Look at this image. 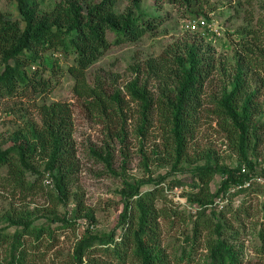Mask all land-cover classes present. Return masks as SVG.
I'll return each mask as SVG.
<instances>
[{
    "label": "trees",
    "instance_id": "16d2710c",
    "mask_svg": "<svg viewBox=\"0 0 264 264\" xmlns=\"http://www.w3.org/2000/svg\"><path fill=\"white\" fill-rule=\"evenodd\" d=\"M10 1L9 11L0 10V106L3 99L16 95L46 96L52 87L50 73H56L61 58L71 61L66 69L75 79L74 93L86 115L105 129V146L102 150L91 148L93 156L113 169L116 142L129 147L135 134L142 145L143 160L148 162L144 142L158 122L163 129V149L157 144L153 153L172 164L171 171L158 179L125 180L115 227L110 231L87 229L66 264H114L97 260L95 254L99 252L114 257L117 264H262L264 200L260 188L264 186L253 182L231 192L246 179L264 175V166L258 168L248 154L252 141L255 149L264 143V121L259 124L256 120L257 115L264 120V104L258 99L260 89H252L246 77L245 57L239 54L234 73L227 75L214 48L205 46L191 32L158 56L135 58L122 72L100 68L89 80V70L113 44L136 43L157 35L167 17L144 8L142 0ZM154 1L193 12V20L205 18L210 22L202 6L197 8L198 0ZM123 2L127 5L121 8ZM201 31L212 33H195ZM220 74L224 82L215 92ZM133 102L139 114L134 133L130 131L135 116L131 113ZM38 112L41 127L29 125L9 137L2 133L0 117V181L20 193L36 192L46 181L54 186L57 203L67 205L70 187L81 168L72 103L46 100L38 105ZM210 116H215L220 131L237 147L242 159L238 165L220 164L213 147L197 149L195 139L204 118ZM191 147L201 153H196V160L185 171L182 162L190 160ZM38 153L42 163L36 164ZM124 156L126 166L128 156ZM204 159L206 162L200 164ZM244 164L247 173H242ZM181 172L198 179L193 190L184 194L189 211L166 205L165 181L170 174ZM218 174L222 179L214 191L211 184ZM146 184L155 187L142 191ZM181 184L177 180L169 187ZM228 193L230 201L225 208L213 205ZM240 195L243 198L237 204L235 198ZM160 201L165 205L159 206ZM38 212L0 216V223H6L0 226V247L6 246L5 261L0 264H37L54 247L53 225L73 224L67 217L69 212L63 216L54 211ZM84 216L91 222L95 219L92 212ZM41 218L46 221L36 224ZM179 219L186 223L182 238L167 240L166 223L173 228ZM249 252L259 261L251 260Z\"/></svg>",
    "mask_w": 264,
    "mask_h": 264
},
{
    "label": "rangeland",
    "instance_id": "374dc122",
    "mask_svg": "<svg viewBox=\"0 0 264 264\" xmlns=\"http://www.w3.org/2000/svg\"><path fill=\"white\" fill-rule=\"evenodd\" d=\"M197 8L207 13L212 26L220 31V35L215 36V32H192L187 30V24L193 21V12H187L184 8L167 3H156L154 0H142V6L151 9L154 13L167 17L160 32L154 36H146L136 43H123L120 45L113 44L105 55L89 70V80H92L96 70L105 68L113 72H122L128 64L135 58H148L158 56L165 48L179 41L191 32L194 33L206 45H211L218 58L221 61L227 75L234 73L236 68L237 57H245L246 77L252 89H260L258 99L264 104V0H198ZM127 5L123 2L122 7ZM12 8L10 0H0V10L9 11ZM71 63V61H68ZM64 59L60 60V67L56 73H50L52 77L51 91L46 96L28 94L26 96L16 95L11 98L2 100L0 108V117L2 121V133L5 137L17 129H26L29 125L41 127V116L38 112V105L43 101H67L72 103L74 111V140L76 143L77 154L81 168L74 178L70 187L71 195L67 205L59 204L53 196V185L43 182V187L32 193L13 192V189L7 187L0 181V216L7 213L16 214L17 212H26L27 210L45 213L54 211L57 215L67 217L73 222L70 226L56 223L55 237L53 240L54 247L47 252L46 246L43 251L47 252L43 258L37 261V264H66L70 259L76 242L82 238L87 229L99 231H110L115 227L118 221L119 212L122 209L120 202V191L126 187L124 181L140 182L141 180L153 177L158 179L160 176L168 174L171 171V163L165 159L159 160L158 156L153 153V149L160 145L163 149V129L160 123L156 122L151 129V133L144 142V152L149 156V161L145 162L142 156V145L132 134L129 140V147L116 142L114 147L113 165L110 169L104 161L99 160L91 153V148L102 150L106 142L104 125L96 119L89 118L81 101L78 100L74 93L75 79L67 71V64ZM49 74V73H48ZM220 84H219V83ZM224 82L223 75L220 74L215 84V92L221 88ZM219 87V88H218ZM218 89V90H217ZM211 92V90H210ZM213 106V103H212ZM131 113L135 114L130 121V131L134 133L135 123L139 117L137 114L138 105L133 102ZM137 114V115H136ZM256 120L263 123L260 115ZM195 141L198 142V150L213 147L218 154L220 164L229 166L238 165L242 159L238 153L237 147L234 146L225 132L220 131L215 116L204 118V122L199 129ZM255 142L252 141L248 154L258 163V168L264 166V143L255 149ZM128 156L126 166H123L124 155ZM201 153L197 152L194 147L190 149V160L183 161V170L187 171L192 166L191 161L196 160V156ZM203 159V158H201ZM206 162V159L199 161L200 164ZM35 163H42V155H35ZM5 173V171H4ZM221 175H217L212 181V190H216L221 181ZM180 181L181 185L170 189L175 181ZM198 179L194 178L189 172L170 174L165 181V190L167 200L166 205L178 208L180 211H189L186 205L179 201V198H186L185 192L194 188ZM154 184H146L142 191L153 189ZM264 187L260 188L261 200H264ZM243 198L242 195L235 198V203H239ZM171 201V202H170ZM171 203V204H170ZM81 205L79 208L78 205ZM164 201L159 202V206H164ZM185 207V208H184ZM81 209V211H80ZM68 210V211H67ZM92 212L95 219L93 222L85 218V213ZM188 215V213H185ZM188 219V216L185 215ZM46 220L41 218L36 224H42ZM6 223L1 222L0 226ZM186 223L180 219L173 228L167 223L164 227L165 236L174 239L181 236L184 232ZM170 228V229H169ZM11 228L10 231H13ZM174 237V238H173ZM6 246L0 247V261H5ZM202 250L200 249L199 252ZM99 261L113 262L117 264L116 259L103 255L101 252L95 254ZM249 258L259 261V257L249 252ZM261 260V259H260ZM264 264V260L260 261Z\"/></svg>",
    "mask_w": 264,
    "mask_h": 264
},
{
    "label": "built area",
    "instance_id": "2783aa9c",
    "mask_svg": "<svg viewBox=\"0 0 264 264\" xmlns=\"http://www.w3.org/2000/svg\"><path fill=\"white\" fill-rule=\"evenodd\" d=\"M186 26H187V29L192 31V32L199 31V30H209L211 32L214 31L216 35H220L219 29L212 26V24L205 18H199L197 20H193V21L189 22ZM241 170H242V173L248 172V168L245 164L242 166ZM47 182H50V180H48ZM253 182H256V183L264 186V175H256L255 177H252L250 179H246L243 184L238 185V186H234L231 189V192H235L241 188L250 187ZM178 198H179L180 202L184 203L187 206L186 198H183V199L180 197H178ZM229 201H230V195L228 193L226 196H224V195L219 196L213 205L218 207L219 209H223L229 203Z\"/></svg>",
    "mask_w": 264,
    "mask_h": 264
}]
</instances>
